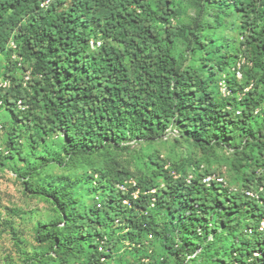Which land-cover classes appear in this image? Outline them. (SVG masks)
<instances>
[{
  "label": "trees",
  "instance_id": "trees-1",
  "mask_svg": "<svg viewBox=\"0 0 264 264\" xmlns=\"http://www.w3.org/2000/svg\"><path fill=\"white\" fill-rule=\"evenodd\" d=\"M193 5L197 17L184 30L171 22L179 16L174 0H0V56L8 61L0 81L9 82L0 86V110L15 120L0 158L31 165L22 151V127L34 148L50 136L60 138L66 158L53 154L50 160L63 166L102 156L108 148L124 150L127 142H154L175 129L203 152L228 149L243 179L239 189L215 181L207 186L202 178L216 173L196 165L188 182L178 164L150 156L154 167L136 181L112 157L85 179L38 181L36 193L51 198L59 219L38 229L48 252L32 257L33 264L114 263L121 244L127 246L121 255L140 254L139 261L125 264H153L142 263L148 258L147 236L163 240L174 264H264V231L258 230L264 220L259 174L264 131L253 127L259 100L230 74L227 97L214 90L215 75L239 54L225 51L216 58L227 43L214 47L206 33L213 23L221 25L220 14L235 13L251 75L264 82V0H193ZM185 34L207 75L172 57L175 38ZM92 40L101 41L100 47L92 49ZM9 44L19 47L25 82L12 71ZM19 101L25 110L17 107ZM34 174L31 169L24 176ZM123 184L126 191L119 189ZM84 192H92L89 205L82 202ZM115 226L121 231L112 234Z\"/></svg>",
  "mask_w": 264,
  "mask_h": 264
},
{
  "label": "rangeland",
  "instance_id": "rangeland-1",
  "mask_svg": "<svg viewBox=\"0 0 264 264\" xmlns=\"http://www.w3.org/2000/svg\"><path fill=\"white\" fill-rule=\"evenodd\" d=\"M174 9L179 11L178 18L171 20L172 24L181 29L193 23L197 17L196 7L193 0H174ZM206 21L212 24V17H205ZM220 26L213 23V29H207L206 33L209 38L213 39L214 47L221 43H227L221 52L216 54V58L225 51H231L239 54L235 63L232 61L231 67H226L224 71L215 75L214 90L222 97L220 85L225 84V79L230 75H234L240 86H244V91L251 90L255 94V98L259 100L256 116L253 124L254 129L261 128L264 131V82L258 79L259 76L252 75L255 71L252 69L248 59L244 56L241 39V23L239 17L235 13L220 14L218 18ZM161 31V27L157 26ZM10 47V56L13 58L15 65L12 71L21 81H26L28 74L22 69L24 63L23 58L17 54L19 47ZM172 57L179 63L192 65L197 67L203 74L207 75L208 67H203L201 55L195 56L188 48V35L177 36L171 50ZM205 59L209 56L203 55ZM215 58V55H214ZM8 66L7 58L0 56V71ZM252 74V75H251ZM248 83V84H247ZM226 86V85H225ZM242 95L237 93L234 95L239 99ZM240 112V108L237 109ZM15 120L11 114L5 110H0V124L3 130L0 131V148L8 145V136L14 126ZM23 136L20 138L22 151L28 154L27 159L30 160V166L26 160L19 158H0V264H33L30 260L35 255L41 256L48 252V245L39 239L38 229L44 225H50L59 219L58 211L49 196H43L36 193V183L38 181L55 182L62 178L76 176L85 179L87 176L95 173V170L104 169L105 159L112 157L122 166L127 168L131 175L135 177L133 180L142 179L149 174V169L154 166L149 160L150 156H159L168 165L178 164L181 167L183 175L192 176L197 170L196 165L202 168H208L216 173L217 177L223 179V183L231 189H239L242 187V173L236 171L232 165L233 156L226 148L212 147L203 152L200 147L191 140L184 139L178 133V130L171 129L168 134L154 142H136L131 141L125 144L124 150H116L108 148L102 156L82 157L75 161L69 162L67 166L52 162L50 159L53 154H59L61 160L66 156L62 152V144L60 138L50 136L40 143V146L34 148L29 142V134L22 127ZM9 132V133H8ZM254 157H258L256 150L253 152ZM35 172L32 176H24L29 170ZM259 174L264 177V169L259 170ZM160 181V180H158ZM26 183H32L33 188L27 189ZM85 187H88L85 186ZM92 192H84L82 202L86 205L92 203L89 196ZM89 195V196H88ZM98 196V194L96 195ZM95 196V197H96ZM92 197V196H91ZM98 201V198H97ZM101 206V205H100ZM158 221L163 223L164 219L159 218ZM118 226L111 228V233L120 232ZM149 245L144 250L147 251L148 258L142 259V263L151 261L153 264H174V259L168 254L163 246L162 239H155L153 236H147ZM125 244L119 246V254L123 251ZM118 256L115 260L117 264H125L138 260L139 255L126 254ZM206 259V257H203ZM27 261H29L27 263ZM114 262V263H115ZM73 263V262H71ZM81 260L75 264H85ZM108 262L107 264H114ZM201 264H209L201 260ZM43 264H60L44 262Z\"/></svg>",
  "mask_w": 264,
  "mask_h": 264
},
{
  "label": "built area",
  "instance_id": "built-area-1",
  "mask_svg": "<svg viewBox=\"0 0 264 264\" xmlns=\"http://www.w3.org/2000/svg\"><path fill=\"white\" fill-rule=\"evenodd\" d=\"M47 4H48V1L42 3L41 6L44 7V6H46ZM100 45H101V41H98V40H96V41H95V40H92V41L90 42V46H91L92 49H97V48L100 47ZM10 46H11L12 48H14L12 45H10ZM27 74H28V73H27ZM26 79H28V76L26 77ZM0 86H1L2 88H7V87L9 86V82L6 81V80H4V81H0ZM220 91H221V93L223 94V96H226V95L229 94V92H228V90H227V88H226V86H225L224 83L220 85ZM17 107H18L20 110H22V111L25 110V109L27 108L25 105L22 104L21 101H19V102L17 103ZM236 113L239 114V112H236ZM1 130H2V125L0 124V131H1ZM191 178H192L191 176H188V177H187V181L189 182ZM213 181L218 182V183H223V179L220 178V177H217L216 175H210V176H209V175H206V176H204V177L202 178V183L205 184V185H207V186L210 185L211 182H213ZM125 184H126V183H125ZM125 184L120 185V186H119V189L122 190V191H126V185H125ZM127 184H131L132 186L135 185L134 181H128ZM223 184H224V183H223ZM246 195H248V196H250V197H254V194L251 193V192H246ZM134 197H136V196H134ZM123 203H124L125 205H128V201H124ZM258 230L261 231V232L264 231V220H262V221L260 222Z\"/></svg>",
  "mask_w": 264,
  "mask_h": 264
}]
</instances>
